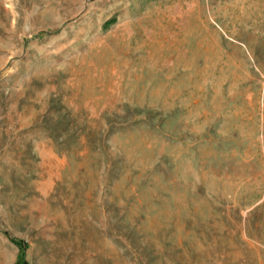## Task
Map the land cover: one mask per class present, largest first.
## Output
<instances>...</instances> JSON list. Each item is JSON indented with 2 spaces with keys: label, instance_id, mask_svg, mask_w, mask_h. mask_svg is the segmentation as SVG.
<instances>
[{
  "label": "rangeland",
  "instance_id": "374dc122",
  "mask_svg": "<svg viewBox=\"0 0 264 264\" xmlns=\"http://www.w3.org/2000/svg\"><path fill=\"white\" fill-rule=\"evenodd\" d=\"M248 211L264 0H0V264H166L182 215Z\"/></svg>",
  "mask_w": 264,
  "mask_h": 264
},
{
  "label": "crops",
  "instance_id": "0c3cea01",
  "mask_svg": "<svg viewBox=\"0 0 264 264\" xmlns=\"http://www.w3.org/2000/svg\"><path fill=\"white\" fill-rule=\"evenodd\" d=\"M211 217L196 213L182 215L175 242L170 246L173 249L165 251L166 264H264V215L248 211L233 228L230 218L217 224ZM164 244L169 247L167 242ZM19 259L20 250L15 264ZM90 259V264H98L96 258L90 256Z\"/></svg>",
  "mask_w": 264,
  "mask_h": 264
},
{
  "label": "trees",
  "instance_id": "16d2710c",
  "mask_svg": "<svg viewBox=\"0 0 264 264\" xmlns=\"http://www.w3.org/2000/svg\"><path fill=\"white\" fill-rule=\"evenodd\" d=\"M17 246L20 248V259L17 264H25V257H26V248L23 246V244L19 241L14 242Z\"/></svg>",
  "mask_w": 264,
  "mask_h": 264
}]
</instances>
